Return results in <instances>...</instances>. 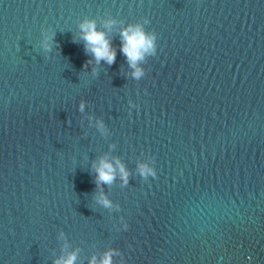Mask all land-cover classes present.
<instances>
[{
  "label": "water",
  "instance_id": "95a60500",
  "mask_svg": "<svg viewBox=\"0 0 264 264\" xmlns=\"http://www.w3.org/2000/svg\"><path fill=\"white\" fill-rule=\"evenodd\" d=\"M86 21L111 66L86 51ZM136 25L156 36L138 80L120 50ZM110 250L264 264V0H0V264Z\"/></svg>",
  "mask_w": 264,
  "mask_h": 264
},
{
  "label": "clouds",
  "instance_id": "9594fccd",
  "mask_svg": "<svg viewBox=\"0 0 264 264\" xmlns=\"http://www.w3.org/2000/svg\"><path fill=\"white\" fill-rule=\"evenodd\" d=\"M147 23V21H146ZM111 22H109L110 26ZM83 33L82 39L85 41L86 51L90 52L94 57L97 64L103 60L108 65L115 62L116 51L112 48L110 41L106 38V33L97 31L94 22L86 21L80 25ZM122 37L121 52L125 55L129 67L134 71L133 78L140 79L145 75L143 69L138 65L143 62L148 55H155L156 53V36L155 34H148L144 31L142 26H129L127 29L120 33ZM83 103L80 105V110L83 111ZM101 127H103L101 125ZM116 165L120 170V178L127 184L128 173L125 171L123 165L117 160ZM97 184H111L115 179V168L112 163L107 160H101L99 167L96 168ZM142 175L152 174V170L144 165L140 166ZM106 207L110 206V202L106 199L101 201ZM113 251L105 253L100 264H112ZM76 257L75 254L70 255L66 260H58L56 264H74ZM90 264H97L95 257Z\"/></svg>",
  "mask_w": 264,
  "mask_h": 264
}]
</instances>
